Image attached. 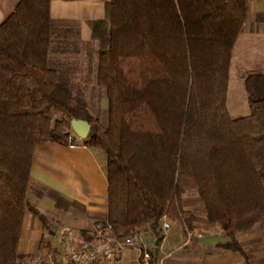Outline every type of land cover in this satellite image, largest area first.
<instances>
[{
  "label": "trees",
  "instance_id": "trees-1",
  "mask_svg": "<svg viewBox=\"0 0 264 264\" xmlns=\"http://www.w3.org/2000/svg\"><path fill=\"white\" fill-rule=\"evenodd\" d=\"M51 1L19 0L0 24V264L28 259L17 252L26 210L45 223L25 197L34 144L69 143L74 119L107 157L102 227L159 234L168 217L191 230L181 199L192 191L221 247L246 259L236 235L264 221V73L243 79L249 115L226 107L246 0H109L91 26L105 127L50 66Z\"/></svg>",
  "mask_w": 264,
  "mask_h": 264
},
{
  "label": "crops",
  "instance_id": "crops-1",
  "mask_svg": "<svg viewBox=\"0 0 264 264\" xmlns=\"http://www.w3.org/2000/svg\"><path fill=\"white\" fill-rule=\"evenodd\" d=\"M18 2L19 0H0V24ZM98 3L94 2L93 5ZM251 7L253 9H250ZM251 12L264 13V2L261 0L247 5V17ZM97 19L94 18L92 21ZM255 35L252 25L247 23L246 19L233 46L229 66L230 71L233 62L235 63L236 75L241 74L242 81L247 73L241 72L245 66L246 51L254 46L252 36ZM257 52L260 54L259 59L255 61L253 58L250 64L246 63L248 73H264V50ZM229 109L227 102V110L231 117L247 116L237 115L236 112L232 114V110ZM70 134L74 135L71 131ZM83 141L75 139L74 148H69V143L60 144L52 141H38L34 144L25 197L28 204L44 216L45 223L26 210L17 247V252L22 258H30L43 246L50 245V241L57 242L59 237L63 238L65 245L68 232L90 236L106 221L107 157L103 150L86 146ZM186 202L188 203L187 199L183 197L181 199L183 210L195 211L194 208H190L192 205L186 207ZM200 211L202 216H197L192 222V229L189 230L191 237L188 241L185 228L168 217L161 219L159 234H156L149 225L141 227L145 244L153 252L156 260L162 259V264H264V233L260 228L254 226L250 231L236 235V241L246 255L244 259L239 252L221 247L228 241L227 236L204 218L203 209ZM165 221L170 223V229L166 232L162 230ZM121 264H135V252L125 249L122 252Z\"/></svg>",
  "mask_w": 264,
  "mask_h": 264
},
{
  "label": "rangeland",
  "instance_id": "rangeland-1",
  "mask_svg": "<svg viewBox=\"0 0 264 264\" xmlns=\"http://www.w3.org/2000/svg\"><path fill=\"white\" fill-rule=\"evenodd\" d=\"M98 1L99 0L52 1L50 6L52 29L49 62L50 66L66 81L74 98L83 100L91 115L97 117L100 124L105 127L107 122V99L104 90L97 87L95 83L98 46L97 42L91 37L92 19H102L106 17L107 1L101 0L100 3H98ZM257 1L260 2L261 0H246L249 6L251 3L254 4ZM94 2L98 4L93 5ZM262 2H264V0H262ZM252 7L250 9H253ZM246 19L247 23L249 22L252 25L253 33L256 34L252 36V43L254 46L247 49L245 55L246 59L244 61L245 66L241 69V72L248 73V71H246V63L250 64V61L258 60L260 54L257 51L264 50V48H261V46H264L261 45L264 44L262 43L264 42V13L255 14L251 12ZM254 42L256 44H254ZM255 49L257 51H255ZM234 64L233 62L228 75L226 107L228 102L229 110H232V114L236 112L235 114L237 115H248L249 109L243 81L240 77L241 74L236 75ZM242 107H244L246 113H244L245 111ZM232 116V118H236L234 115ZM183 197L188 201V203H185L186 207L187 205H192L190 208L195 209V211L192 212L187 211L193 213L194 220L197 216L201 217L202 211L200 210H204V208L197 194L192 191H187L182 195V198ZM203 216L205 218V212ZM177 223L180 224L179 222ZM255 226L260 228L261 232L264 233V221H261ZM46 246L51 249L52 254L55 256H59V254L63 253L65 250L64 240L61 237L58 238L57 242L50 241V245Z\"/></svg>",
  "mask_w": 264,
  "mask_h": 264
},
{
  "label": "built area",
  "instance_id": "built-area-1",
  "mask_svg": "<svg viewBox=\"0 0 264 264\" xmlns=\"http://www.w3.org/2000/svg\"><path fill=\"white\" fill-rule=\"evenodd\" d=\"M75 139H78L76 135L69 133V148L75 147ZM169 229L170 223L163 222L162 230L166 232ZM185 232L188 241L191 232L187 228ZM125 249L135 252V264H162V259L156 260L153 252L146 246L140 230L115 236L107 225L98 227L90 236L68 232L65 250L59 256L52 254L51 249L45 245L21 264H121Z\"/></svg>",
  "mask_w": 264,
  "mask_h": 264
},
{
  "label": "water",
  "instance_id": "water-1",
  "mask_svg": "<svg viewBox=\"0 0 264 264\" xmlns=\"http://www.w3.org/2000/svg\"><path fill=\"white\" fill-rule=\"evenodd\" d=\"M70 127L72 132L76 135L78 139H86L90 126L89 124L84 120H72L70 123Z\"/></svg>",
  "mask_w": 264,
  "mask_h": 264
}]
</instances>
